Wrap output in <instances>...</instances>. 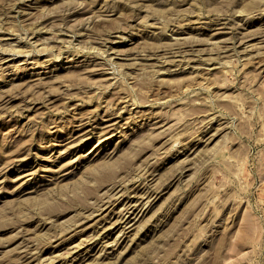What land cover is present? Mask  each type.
I'll return each instance as SVG.
<instances>
[{
  "label": "rangeland",
  "instance_id": "1",
  "mask_svg": "<svg viewBox=\"0 0 264 264\" xmlns=\"http://www.w3.org/2000/svg\"><path fill=\"white\" fill-rule=\"evenodd\" d=\"M0 264H264V0H0Z\"/></svg>",
  "mask_w": 264,
  "mask_h": 264
}]
</instances>
